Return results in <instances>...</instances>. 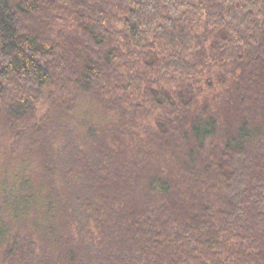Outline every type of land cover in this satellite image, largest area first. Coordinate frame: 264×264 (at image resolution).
<instances>
[{
	"label": "trees",
	"instance_id": "1",
	"mask_svg": "<svg viewBox=\"0 0 264 264\" xmlns=\"http://www.w3.org/2000/svg\"><path fill=\"white\" fill-rule=\"evenodd\" d=\"M0 264H264V0H0Z\"/></svg>",
	"mask_w": 264,
	"mask_h": 264
},
{
	"label": "rangeland",
	"instance_id": "2",
	"mask_svg": "<svg viewBox=\"0 0 264 264\" xmlns=\"http://www.w3.org/2000/svg\"><path fill=\"white\" fill-rule=\"evenodd\" d=\"M97 109L98 108L94 103L84 102V104L81 105V107L76 112V116H75L76 118L74 117L75 120L73 122V126H78L81 124V122L83 123V118L89 117L88 114H97L96 113ZM82 129H83V127H82Z\"/></svg>",
	"mask_w": 264,
	"mask_h": 264
},
{
	"label": "bare ground",
	"instance_id": "3",
	"mask_svg": "<svg viewBox=\"0 0 264 264\" xmlns=\"http://www.w3.org/2000/svg\"><path fill=\"white\" fill-rule=\"evenodd\" d=\"M223 39V38H222ZM152 194V193H151Z\"/></svg>",
	"mask_w": 264,
	"mask_h": 264
}]
</instances>
